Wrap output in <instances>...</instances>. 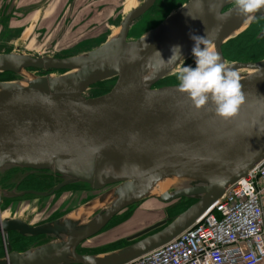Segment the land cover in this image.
<instances>
[{
  "label": "water",
  "instance_id": "water-1",
  "mask_svg": "<svg viewBox=\"0 0 264 264\" xmlns=\"http://www.w3.org/2000/svg\"><path fill=\"white\" fill-rule=\"evenodd\" d=\"M155 1L142 0L121 18L116 33L79 55L4 52L0 47V73L13 76L12 82L0 80V172L49 170L61 177L53 191L81 185L97 192L114 185L36 226L20 218L4 220V233L42 237L21 251H10L0 264H125L192 225L264 160V58L228 63L236 71L251 70L239 72L245 101L229 119L217 116L211 103L195 108L178 84L154 87L194 58L191 35H206L225 61L222 45L263 17L264 9L246 21L232 0H188L129 39L131 23ZM263 36L261 28L254 39ZM175 46L183 60H169ZM28 68L47 73L35 75ZM52 70L62 72L48 73ZM107 80H112L107 92L85 95L90 86ZM166 179L175 182L159 191L158 183ZM147 199L168 207L194 202L171 217L168 208L149 211L152 220L110 236H122L125 244L118 248L77 251L114 216Z\"/></svg>",
  "mask_w": 264,
  "mask_h": 264
},
{
  "label": "rangeland",
  "instance_id": "rangeland-1",
  "mask_svg": "<svg viewBox=\"0 0 264 264\" xmlns=\"http://www.w3.org/2000/svg\"><path fill=\"white\" fill-rule=\"evenodd\" d=\"M10 0H0V6H8L7 2ZM55 0L50 2L47 6V2L43 3L41 10L39 11V17L29 24L26 22L22 27L16 25L11 27L10 17L17 16L12 12H7L4 9L0 10V45L4 47H11L13 52H23L36 55H49L55 57H66L79 55L92 50L93 48L102 44L107 38H109L114 30L119 26L121 18L133 8L139 6L142 0H68L64 3ZM188 0H156L154 5L139 18L134 20L130 25L128 33L129 39H135L143 32L153 28L162 20L168 13L175 10L177 7L187 2ZM56 2V3H55ZM6 3V5H2ZM70 5V9L67 12L63 11ZM34 6V9H38L40 5L30 4ZM2 7V8H3ZM1 11L4 12L1 14ZM29 11V10H28ZM27 11V12H28ZM50 15V19L40 21L41 15ZM67 14V16H66ZM250 25L241 31L234 40L241 36L248 35V39L245 41L243 48L248 47L255 43L264 45L263 37L254 39L258 33L255 29L256 26ZM254 34V35H253ZM253 35V38L251 37ZM251 37V39L249 38ZM226 41L222 45V54L225 61L228 63L229 58L228 47ZM252 52V51H251ZM228 55V54H227ZM260 55L259 57L263 56ZM247 59H237L236 61L246 62ZM234 61V60H233ZM186 61L181 66H194L195 60L192 58ZM35 75H43L44 71L33 70L31 71ZM176 72V71H175ZM0 73V80H10L12 75ZM55 74H60L56 73ZM177 79L175 74L166 78V81H172ZM112 83V80L101 81L90 86L85 95L87 97H94L101 95L108 90V86ZM164 83V82H163ZM10 168L5 172H0V179H2ZM73 186V187H72ZM70 190L61 191L53 195L50 198H34L31 197L30 201L21 203L13 202L11 209L15 212L16 217L26 220L30 223L45 221L48 218L58 217L61 214L72 210L73 208L80 207L83 203L90 199V197L98 194L99 192L88 191L84 186L71 185ZM28 202L30 203L27 208ZM192 203L191 200H182L181 203L172 207L169 204H163L155 199L143 200L138 206H130L121 213L114 216L110 222L101 230L98 235L91 239L90 242L82 243L77 251L79 253H97L105 252L111 249L118 248L125 244V241L121 235L119 237H111L114 233L121 234L122 232L131 230L134 227L140 226L143 222H148L154 218V214L148 213L149 211H156L160 213L164 208H168L167 215L174 216L182 212ZM16 207V209H15ZM142 213L144 215L142 216ZM4 214L7 218H12L9 210L2 211L0 217L4 218ZM24 248L20 249L23 250ZM2 254V253H1Z\"/></svg>",
  "mask_w": 264,
  "mask_h": 264
},
{
  "label": "built area",
  "instance_id": "built-area-1",
  "mask_svg": "<svg viewBox=\"0 0 264 264\" xmlns=\"http://www.w3.org/2000/svg\"><path fill=\"white\" fill-rule=\"evenodd\" d=\"M125 264H264V160L192 225Z\"/></svg>",
  "mask_w": 264,
  "mask_h": 264
},
{
  "label": "clouds",
  "instance_id": "clouds-1",
  "mask_svg": "<svg viewBox=\"0 0 264 264\" xmlns=\"http://www.w3.org/2000/svg\"><path fill=\"white\" fill-rule=\"evenodd\" d=\"M232 3L246 21H251L255 13L264 9V0H232ZM190 38L194 41L195 67L177 68L174 74L179 81L178 91L187 94L197 109L211 103L215 105L217 116L224 119L235 116L245 101L239 73L222 60L206 35H191ZM172 52L169 60L174 57L183 60L180 46H175Z\"/></svg>",
  "mask_w": 264,
  "mask_h": 264
},
{
  "label": "flooded vegetation",
  "instance_id": "flooded-vegetation-1",
  "mask_svg": "<svg viewBox=\"0 0 264 264\" xmlns=\"http://www.w3.org/2000/svg\"><path fill=\"white\" fill-rule=\"evenodd\" d=\"M47 1L48 0H41L38 3L41 6L43 5V3ZM66 1L68 0H65V2ZM70 7L71 6L68 5L67 8L63 11L67 12L68 14V11L70 9V16H71L72 10ZM252 25L256 26L254 34L256 33V31L259 32L261 28H264V16L251 23L249 28H251ZM262 39H264V36ZM0 47L4 48V52H10L13 50L11 47L8 46L4 47L0 45ZM263 58L264 55L261 57L247 59L246 62H254ZM186 64H188V62H186L185 65ZM28 70L33 71L34 69L28 68ZM35 70L39 71V69H35ZM40 71L43 72L42 70ZM55 72L61 73L55 70L49 71L48 73H55ZM43 73L46 74L47 72L45 71ZM177 84H179V81L177 79L176 80L173 79L172 81L156 84L154 85V87H159L164 85H177ZM60 182H61V177L58 174L53 173L46 169L13 168L9 170L8 173H6V175L2 179H0V213L7 209L10 211L12 218H17L15 215L16 213L13 212L11 209L12 207L11 205L13 204V202L18 203L19 200H22L21 203H23L25 201H30V199H32L31 197L50 198L53 197V195H56V193L58 192L71 189L70 187L71 185H64L60 187L58 190L53 191V188ZM38 193H46V195H40ZM30 203L28 202L27 208L29 207ZM3 217L7 218L5 214ZM4 218L0 217V219H4ZM55 218L56 217L48 218L45 221L34 222V223H30L26 220L24 221L30 226H36L42 224L43 222L51 221ZM41 237L42 235L23 236L14 230H9L6 233L0 231V258L8 254L10 251H20V249L25 248L30 244L38 241Z\"/></svg>",
  "mask_w": 264,
  "mask_h": 264
},
{
  "label": "crops",
  "instance_id": "crops-1",
  "mask_svg": "<svg viewBox=\"0 0 264 264\" xmlns=\"http://www.w3.org/2000/svg\"><path fill=\"white\" fill-rule=\"evenodd\" d=\"M41 0H10L7 2L8 6H4L7 12H12V14H17V16H11L10 17V25L11 27L17 26V27H22L26 22H29V24H33L35 20L38 19L39 17V11L41 10L42 6L38 7V9H34V7L30 6V4H37L39 5L38 2ZM55 1V0H53ZM52 2V0L47 1V6L48 4ZM56 3V2H55ZM60 3H65L64 1H60ZM6 5V3H3L2 5ZM3 7V6H2ZM0 6V10L4 9ZM29 10V11H28ZM28 11V12H27ZM47 11L44 12L43 15L40 17V21H43L45 19H50V15L46 14ZM1 14H4V12L1 11Z\"/></svg>",
  "mask_w": 264,
  "mask_h": 264
},
{
  "label": "trees",
  "instance_id": "trees-1",
  "mask_svg": "<svg viewBox=\"0 0 264 264\" xmlns=\"http://www.w3.org/2000/svg\"><path fill=\"white\" fill-rule=\"evenodd\" d=\"M247 37H248V35H246L245 37L241 36V37L237 38V40L236 39L229 40V42H227V44H225L228 47V50H227L228 55L226 54V56H227V58H229V60H237L239 58L240 59L255 58V57H259L260 55H262L264 53V45L263 44L259 45V43H255L253 45L251 43L250 46L243 48L245 41L248 39ZM251 37L253 38V36H251ZM251 37H249V38L251 39ZM55 71L62 72L60 70H55ZM8 74L12 75L11 73H8ZM165 81H166V78L158 81L156 84H161ZM191 201L194 202V200H192V199H191Z\"/></svg>",
  "mask_w": 264,
  "mask_h": 264
},
{
  "label": "bare ground",
  "instance_id": "bare-ground-1",
  "mask_svg": "<svg viewBox=\"0 0 264 264\" xmlns=\"http://www.w3.org/2000/svg\"><path fill=\"white\" fill-rule=\"evenodd\" d=\"M142 2V1H141ZM246 29V28H245ZM117 30H118V26H117V28L114 30V33H116L117 32ZM244 29H240V32L241 31H243ZM239 32V31H238ZM113 33V34H114ZM112 34V35H113ZM26 54H28V53H26ZM230 62H234V61H228V63H230ZM194 65H195V63H194ZM179 66V65H178ZM177 66V67H178ZM73 71H75V69H71V70H68V72H73ZM176 71V70H175ZM174 71V72H175ZM237 72L239 73H243V72H251V70H247V69H245V68H239L238 70H237ZM43 75H45V74H43ZM52 75H59V74H55V73H52ZM11 80V79H10ZM5 81H7V80H5ZM7 82H12V81H7ZM6 82V83H7ZM175 181H172V179H166V180H164V181H161V182H159L158 183V190L159 191H162V190H165V189H168L170 186H171V184H173ZM114 185H109V186H107V187H105L104 189H102V190H100V191H98L99 193L98 194H101L102 192H104V191H106V190H108V189H110V188H112ZM9 220V219H12V218H4V219H0V227H1V225H2V222L4 221V220Z\"/></svg>",
  "mask_w": 264,
  "mask_h": 264
}]
</instances>
